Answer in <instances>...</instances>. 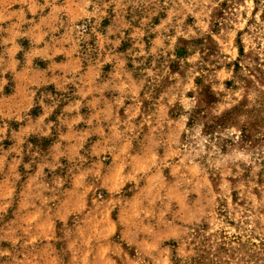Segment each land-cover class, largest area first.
<instances>
[{
	"label": "rangeland",
	"instance_id": "1",
	"mask_svg": "<svg viewBox=\"0 0 264 264\" xmlns=\"http://www.w3.org/2000/svg\"><path fill=\"white\" fill-rule=\"evenodd\" d=\"M0 264H264V0H0Z\"/></svg>",
	"mask_w": 264,
	"mask_h": 264
}]
</instances>
